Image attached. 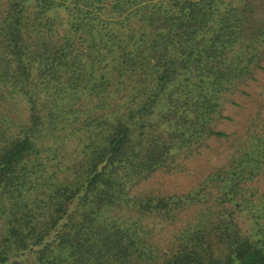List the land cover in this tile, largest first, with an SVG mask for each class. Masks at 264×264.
Instances as JSON below:
<instances>
[{
  "label": "trees",
  "instance_id": "trees-1",
  "mask_svg": "<svg viewBox=\"0 0 264 264\" xmlns=\"http://www.w3.org/2000/svg\"><path fill=\"white\" fill-rule=\"evenodd\" d=\"M0 264H264V0H0Z\"/></svg>",
  "mask_w": 264,
  "mask_h": 264
},
{
  "label": "rangeland",
  "instance_id": "rangeland-1",
  "mask_svg": "<svg viewBox=\"0 0 264 264\" xmlns=\"http://www.w3.org/2000/svg\"><path fill=\"white\" fill-rule=\"evenodd\" d=\"M255 102V101H254ZM252 103L255 104V103ZM251 103H248V105H250ZM247 109L244 111V113H242L244 116L247 115ZM241 114H238V118H240ZM193 173H189V174H185V173H181L179 175H166L161 177V183L160 186H162V188L167 189V190H177V189H182L185 186H187L192 180H193ZM261 184H263L262 181H260Z\"/></svg>",
  "mask_w": 264,
  "mask_h": 264
}]
</instances>
